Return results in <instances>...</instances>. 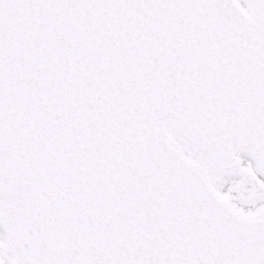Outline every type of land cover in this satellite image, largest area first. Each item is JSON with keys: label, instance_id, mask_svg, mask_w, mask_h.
Listing matches in <instances>:
<instances>
[{"label": "water", "instance_id": "water-1", "mask_svg": "<svg viewBox=\"0 0 264 264\" xmlns=\"http://www.w3.org/2000/svg\"><path fill=\"white\" fill-rule=\"evenodd\" d=\"M245 1L0 0L13 264H264V210L235 211L204 172L264 198L230 151L264 174V0Z\"/></svg>", "mask_w": 264, "mask_h": 264}, {"label": "rangeland", "instance_id": "rangeland-1", "mask_svg": "<svg viewBox=\"0 0 264 264\" xmlns=\"http://www.w3.org/2000/svg\"><path fill=\"white\" fill-rule=\"evenodd\" d=\"M214 185L217 190L230 201H232L238 208L252 211V200L249 195L248 188L237 178H215ZM9 256L6 253L3 242L0 239V264H8Z\"/></svg>", "mask_w": 264, "mask_h": 264}, {"label": "bare ground", "instance_id": "bare-ground-1", "mask_svg": "<svg viewBox=\"0 0 264 264\" xmlns=\"http://www.w3.org/2000/svg\"><path fill=\"white\" fill-rule=\"evenodd\" d=\"M241 3V0H238ZM237 157L240 161V164L247 170L251 171L253 174H255L258 178H259V182L261 183V185L264 187V179L261 178L258 173L256 172V169L253 165L252 162H250L245 156L241 155V154H237ZM0 239L1 241L5 242L3 235L0 234ZM5 244V243H4ZM6 246V245H5ZM8 251V249H7ZM11 254V253H10ZM8 264H11L10 261H8Z\"/></svg>", "mask_w": 264, "mask_h": 264}]
</instances>
